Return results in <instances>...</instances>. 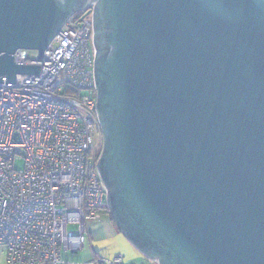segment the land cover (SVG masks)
Here are the masks:
<instances>
[{"label": "water", "instance_id": "95a60500", "mask_svg": "<svg viewBox=\"0 0 264 264\" xmlns=\"http://www.w3.org/2000/svg\"><path fill=\"white\" fill-rule=\"evenodd\" d=\"M90 4L117 230L155 264H264V0H0V83Z\"/></svg>", "mask_w": 264, "mask_h": 264}, {"label": "built area", "instance_id": "2783aa9c", "mask_svg": "<svg viewBox=\"0 0 264 264\" xmlns=\"http://www.w3.org/2000/svg\"><path fill=\"white\" fill-rule=\"evenodd\" d=\"M93 5L69 18L38 58L17 64L39 75L0 83V246L4 264H67L86 242V223L101 217L106 188L97 163L102 132L96 114ZM22 168L16 169L15 162ZM76 226L75 230L69 228ZM94 264H123V255Z\"/></svg>", "mask_w": 264, "mask_h": 264}, {"label": "crops", "instance_id": "0c3cea01", "mask_svg": "<svg viewBox=\"0 0 264 264\" xmlns=\"http://www.w3.org/2000/svg\"><path fill=\"white\" fill-rule=\"evenodd\" d=\"M111 219L101 216L97 220H92V226L87 228L86 251L76 254H66L63 260L67 264H94L98 259H112L118 254L123 255V264H153L146 259L130 243L114 229ZM85 249V246L83 250ZM146 261H143V260Z\"/></svg>", "mask_w": 264, "mask_h": 264}, {"label": "rangeland", "instance_id": "374dc122", "mask_svg": "<svg viewBox=\"0 0 264 264\" xmlns=\"http://www.w3.org/2000/svg\"><path fill=\"white\" fill-rule=\"evenodd\" d=\"M22 166H23V163H22L21 161H16V162H15V168H16V169H20V168H22ZM101 216H103V217L106 218V219H110L108 214L101 213ZM89 226H92V221H88V222L86 223V228H88ZM113 227H114L115 230L117 229L115 225H114ZM69 228L72 229V230H75L76 226H74V225H70ZM117 231H118V230H117ZM118 232H119V231H118ZM119 233H120V232H119ZM120 234H121V233H120ZM84 246H85V249L82 250V251H86L87 249H89L87 243H85ZM132 247H133V246H132ZM82 251H80V252H82ZM80 252H79V253H80ZM66 254H69V253H60V257L63 259V256H65ZM5 255H6V251H5L4 247L0 246V264H4V262H5ZM70 255H71V254H69V257H70ZM142 260H143V259H142ZM143 261H146V260H143ZM144 263L147 264L146 262H144ZM153 264H155V263H153Z\"/></svg>", "mask_w": 264, "mask_h": 264}, {"label": "trees", "instance_id": "16d2710c", "mask_svg": "<svg viewBox=\"0 0 264 264\" xmlns=\"http://www.w3.org/2000/svg\"><path fill=\"white\" fill-rule=\"evenodd\" d=\"M100 213H105V214H108V215H109L107 207H104V209H102V210L100 211ZM109 218H110V215H109ZM110 219H111V218H110ZM111 221H112V220H111Z\"/></svg>", "mask_w": 264, "mask_h": 264}]
</instances>
